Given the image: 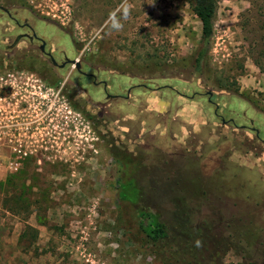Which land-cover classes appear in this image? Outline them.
I'll use <instances>...</instances> for the list:
<instances>
[{
	"label": "rangeland",
	"instance_id": "rangeland-1",
	"mask_svg": "<svg viewBox=\"0 0 264 264\" xmlns=\"http://www.w3.org/2000/svg\"><path fill=\"white\" fill-rule=\"evenodd\" d=\"M218 1L199 69L190 0H0L13 16L0 9V73L43 69L28 40L10 50L28 21L108 83L75 64L42 80L63 92L62 153L0 171V264H160L139 210L173 222L177 204L192 226L232 234L234 262L264 264V0Z\"/></svg>",
	"mask_w": 264,
	"mask_h": 264
},
{
	"label": "trees",
	"instance_id": "trees-1",
	"mask_svg": "<svg viewBox=\"0 0 264 264\" xmlns=\"http://www.w3.org/2000/svg\"><path fill=\"white\" fill-rule=\"evenodd\" d=\"M193 12L202 23V37L196 53V64L201 69L207 63L215 35L218 0H190ZM133 190V191H132ZM133 192L134 198L129 196ZM166 193V192H165ZM139 190L129 189L120 184L119 197L122 201L135 203L139 198ZM185 209L177 204L176 218L172 221L161 219V213L139 210L141 227L145 233V241L152 252L159 258L160 264H245L234 262L232 251L234 238L231 233L220 236V225L207 224L192 226L184 220ZM229 231L230 225L226 227Z\"/></svg>",
	"mask_w": 264,
	"mask_h": 264
},
{
	"label": "flooded vegetation",
	"instance_id": "flooded-vegetation-1",
	"mask_svg": "<svg viewBox=\"0 0 264 264\" xmlns=\"http://www.w3.org/2000/svg\"><path fill=\"white\" fill-rule=\"evenodd\" d=\"M1 9V8H0ZM8 9V8H7ZM3 10V9H1ZM5 11V10H3ZM8 13L11 17V12L5 11ZM18 26L22 28L24 31L20 32L18 34V37H16L14 43L10 44V50H16L19 45L24 41L28 40L30 43L28 44L29 47H32L31 50L35 51L36 47H39L42 57L44 59L40 61L38 64L43 69H36V70H29L26 71L29 75H32L34 78L40 79V81L45 80L46 82L49 81L48 78H57L61 76V73L65 71V69L68 67V65H74L72 62L73 59H70L69 57H65V60H60L54 52V50L47 41L43 38H41L35 29L32 27V25L26 21L24 23H19ZM45 45V46H44ZM30 51V50H29ZM29 59H39V56L37 55H30L28 56ZM26 58V57H25ZM53 69H49V68ZM80 74L82 73L83 76L89 77L93 79V83L97 86L103 85L105 91H107L108 83L106 81L98 82L97 76L94 74H87L82 72L81 65L75 66V69L73 70L72 74ZM49 83V82H48ZM46 87V86H45ZM50 87H46L44 92V97L47 98V102L45 104H49L53 99L56 100L58 103L61 101L63 92L62 91H56L55 89L52 91ZM209 94V93H208ZM130 96V92L128 97ZM64 97V96H63ZM109 98H119L122 97V95H113L108 93ZM125 97V96H124ZM209 100L213 102V92L212 95L209 94ZM214 103V102H213ZM32 105V104H31ZM23 111H24V119L31 125V127L28 129L27 133V145L26 148L28 150V153L26 155V158H57L61 156L60 154L62 151L58 148L59 143L62 139V133L59 131L55 124H52L53 119L50 118V115H45V118H36L38 117V114L36 110L31 109L30 103L28 100H25L24 104H22ZM50 113V111L48 112ZM47 113V114H48ZM216 114L219 115L218 110H216ZM49 117V118H48ZM54 129V130H53ZM257 134L259 135V130L255 129Z\"/></svg>",
	"mask_w": 264,
	"mask_h": 264
},
{
	"label": "built area",
	"instance_id": "built-area-1",
	"mask_svg": "<svg viewBox=\"0 0 264 264\" xmlns=\"http://www.w3.org/2000/svg\"><path fill=\"white\" fill-rule=\"evenodd\" d=\"M45 86L40 79L26 71L0 73V171L5 165L10 172L19 170L21 159L26 158L28 153L27 133L31 125L24 119L22 104L25 100L29 101L31 109L37 111L36 118L51 114L50 118L53 119L57 114L59 103L56 100L53 99V105H50L53 100L45 104L48 101L44 97ZM5 156L10 158L9 164L4 163Z\"/></svg>",
	"mask_w": 264,
	"mask_h": 264
},
{
	"label": "water",
	"instance_id": "water-1",
	"mask_svg": "<svg viewBox=\"0 0 264 264\" xmlns=\"http://www.w3.org/2000/svg\"><path fill=\"white\" fill-rule=\"evenodd\" d=\"M0 8L3 9V10H5V11H8V9H7L6 7H4V6H2L1 4H0ZM44 46H45V45H44ZM72 62H73L76 66H79V67H80V65H81V63H80L79 60H72ZM209 94L212 95V92H209ZM224 122H225V120H224Z\"/></svg>",
	"mask_w": 264,
	"mask_h": 264
},
{
	"label": "clouds",
	"instance_id": "clouds-1",
	"mask_svg": "<svg viewBox=\"0 0 264 264\" xmlns=\"http://www.w3.org/2000/svg\"><path fill=\"white\" fill-rule=\"evenodd\" d=\"M117 27H119V26H117Z\"/></svg>",
	"mask_w": 264,
	"mask_h": 264
}]
</instances>
